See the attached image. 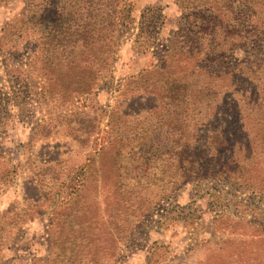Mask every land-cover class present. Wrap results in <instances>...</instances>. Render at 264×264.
<instances>
[{
	"label": "rangeland",
	"instance_id": "1",
	"mask_svg": "<svg viewBox=\"0 0 264 264\" xmlns=\"http://www.w3.org/2000/svg\"><path fill=\"white\" fill-rule=\"evenodd\" d=\"M46 1L0 3V264H264V0H129L57 58L7 37Z\"/></svg>",
	"mask_w": 264,
	"mask_h": 264
},
{
	"label": "trees",
	"instance_id": "2",
	"mask_svg": "<svg viewBox=\"0 0 264 264\" xmlns=\"http://www.w3.org/2000/svg\"><path fill=\"white\" fill-rule=\"evenodd\" d=\"M5 1L0 0V3ZM50 1L52 0H47L46 3ZM54 1L55 3H53ZM52 3L53 7L50 9L40 4V7L30 16L26 12H21L18 18L15 19L13 26L9 25L14 29L12 33H7L9 41L13 39L12 35L19 37L38 27L41 39L46 47L52 45L51 49L60 50V52L52 51L51 57L57 58L58 56H54L56 53H60L62 56L65 48H69L68 46L73 47L79 42L82 46L96 43L99 48H102V45L105 44L111 47L115 36L119 32V27L124 24L123 21L131 9L132 2L129 0H53ZM105 26L110 30V40L108 42L106 41L107 36L102 34ZM181 80L182 78L179 76L166 79L163 86V92L165 93L162 96L165 105H173V116H171L169 123L179 127L183 124L181 120L183 111L181 110V102H183L182 92L186 88V82L183 80L181 82ZM220 141L222 143L220 144L221 147L223 145L222 151L228 149L225 136ZM233 146H230V149ZM162 148L166 149L167 147L162 146ZM215 148H219V145ZM207 150H209V146L192 143L190 148L188 146L177 148L176 153L179 158L184 160L188 157V151V154H191L189 163L200 159L209 164L210 160L204 158L208 152ZM164 152L167 151L164 150ZM193 155L194 158H191ZM208 167L203 171H206Z\"/></svg>",
	"mask_w": 264,
	"mask_h": 264
}]
</instances>
